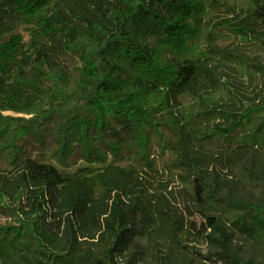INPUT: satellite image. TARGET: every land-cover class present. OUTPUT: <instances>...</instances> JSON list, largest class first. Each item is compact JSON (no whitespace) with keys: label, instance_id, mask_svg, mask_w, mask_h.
Masks as SVG:
<instances>
[{"label":"trees","instance_id":"16d2710c","mask_svg":"<svg viewBox=\"0 0 264 264\" xmlns=\"http://www.w3.org/2000/svg\"><path fill=\"white\" fill-rule=\"evenodd\" d=\"M0 215V264H264V0H0Z\"/></svg>","mask_w":264,"mask_h":264},{"label":"rangeland","instance_id":"374dc122","mask_svg":"<svg viewBox=\"0 0 264 264\" xmlns=\"http://www.w3.org/2000/svg\"><path fill=\"white\" fill-rule=\"evenodd\" d=\"M242 47H243L242 50H244V51H247V48H249V46H247V44L246 45L243 44ZM248 54L253 55V57L255 56L254 55V50H251V49H248ZM5 222H6V218L0 215V224H4ZM201 247H202V250H206V246L205 245H203Z\"/></svg>","mask_w":264,"mask_h":264}]
</instances>
